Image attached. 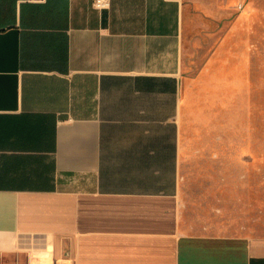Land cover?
I'll return each mask as SVG.
<instances>
[{
  "label": "crops",
  "instance_id": "1",
  "mask_svg": "<svg viewBox=\"0 0 264 264\" xmlns=\"http://www.w3.org/2000/svg\"><path fill=\"white\" fill-rule=\"evenodd\" d=\"M108 3L0 0V264H264L181 197L264 189V0Z\"/></svg>",
  "mask_w": 264,
  "mask_h": 264
},
{
  "label": "rangeland",
  "instance_id": "2",
  "mask_svg": "<svg viewBox=\"0 0 264 264\" xmlns=\"http://www.w3.org/2000/svg\"><path fill=\"white\" fill-rule=\"evenodd\" d=\"M202 165L190 162L181 187L183 214L190 230L264 235V189H228L227 178L203 176Z\"/></svg>",
  "mask_w": 264,
  "mask_h": 264
},
{
  "label": "built area",
  "instance_id": "3",
  "mask_svg": "<svg viewBox=\"0 0 264 264\" xmlns=\"http://www.w3.org/2000/svg\"><path fill=\"white\" fill-rule=\"evenodd\" d=\"M94 1H95V5L98 8H104L109 4L108 0H94ZM48 258L49 257H47V256H42V254H40V253H34L31 256V260H32L33 264H50Z\"/></svg>",
  "mask_w": 264,
  "mask_h": 264
}]
</instances>
